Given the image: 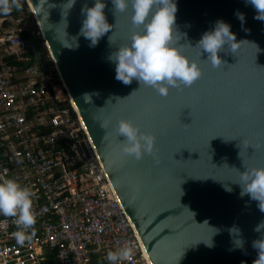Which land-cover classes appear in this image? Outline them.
<instances>
[{"label":"water","instance_id":"water-1","mask_svg":"<svg viewBox=\"0 0 264 264\" xmlns=\"http://www.w3.org/2000/svg\"><path fill=\"white\" fill-rule=\"evenodd\" d=\"M26 2L147 263L253 264L258 250L252 241L261 238L254 227L264 212L231 181L244 168L264 167V21L254 18L256 10L245 0H176L175 25L185 35L173 44L198 63L202 75L190 87L160 96L135 80H116L106 59L114 45L128 42L129 11L114 16L105 0L114 28L95 47L79 36V46L71 49L62 44L77 35L84 0H76L66 17L63 0H48L54 5L48 16L34 13L36 0ZM236 11L244 14L243 26ZM217 19L230 25L238 47L225 46L218 52L223 62L213 68L203 60L207 54L200 57L189 44L195 46ZM86 92L95 94L82 97ZM120 118L155 136L154 157H120L123 137L114 132ZM233 226L242 247L234 246Z\"/></svg>","mask_w":264,"mask_h":264},{"label":"built area","instance_id":"built-area-1","mask_svg":"<svg viewBox=\"0 0 264 264\" xmlns=\"http://www.w3.org/2000/svg\"><path fill=\"white\" fill-rule=\"evenodd\" d=\"M36 42L45 48L36 22L31 29L22 14H0V178L33 190L36 216L24 246L11 236L14 218L0 216V264H109L106 252L125 241L134 251L122 264H148L70 98L54 93L56 81L63 85Z\"/></svg>","mask_w":264,"mask_h":264},{"label":"clouds","instance_id":"clouds-1","mask_svg":"<svg viewBox=\"0 0 264 264\" xmlns=\"http://www.w3.org/2000/svg\"><path fill=\"white\" fill-rule=\"evenodd\" d=\"M75 2L76 0H63L60 5L62 17L67 16ZM110 3L112 5L110 11L114 16L117 12L129 11L131 23L127 43L114 45L110 39L113 31L108 36L109 46L114 45L115 48L108 53L106 59L114 65L116 80L123 84H130L135 80L139 85L152 87L158 95L166 96L170 88L190 87L202 75L198 63L189 60L182 54L180 48L173 44L177 36L181 38L185 35L180 33L175 25L176 0H110ZM245 3L256 10L255 19L264 21V0H245ZM53 6L48 0H36L33 11L37 16L45 13L48 16L47 9ZM22 7L23 0H0V14L3 15ZM105 7V0H93L91 6L84 0L80 8L82 20L79 31L76 36L71 37L68 44L62 45L75 49L79 46L78 37L83 36L89 47H95L99 39L114 28L106 19ZM235 15L243 26L244 14L236 11ZM64 22L65 32L67 22L66 20ZM66 35L65 32V38ZM189 46L197 48L200 57L202 52L206 53V59L203 60L215 68L223 62L218 52L223 51L225 46L235 51L238 42L235 34L230 31V25L222 19H217L210 30H205L201 34L195 46L190 44ZM92 94L95 93L86 92L82 97H91ZM114 132L117 137H123L119 147L121 158L140 160L145 155L154 157L155 136L150 131L141 130L131 119H118L114 125ZM231 182L240 186V196L247 194L250 199L258 202V208L264 212V167L244 168V171H239L238 180ZM224 188L226 191L232 190L227 184ZM34 196L35 193L30 187L20 184L15 178H0V216L14 218L13 222L17 229L11 236L18 246L30 243L35 236ZM262 230L264 220L254 227V231L261 232V238L252 241V247L258 250L253 264H264ZM229 232L236 234L234 246L242 247L243 240L239 238V229L233 226ZM208 245L211 246V241ZM133 251L134 246L131 242L125 241L121 246L108 250L105 259L109 264H122L123 261L132 259Z\"/></svg>","mask_w":264,"mask_h":264},{"label":"rangeland","instance_id":"rangeland-1","mask_svg":"<svg viewBox=\"0 0 264 264\" xmlns=\"http://www.w3.org/2000/svg\"><path fill=\"white\" fill-rule=\"evenodd\" d=\"M25 1V0H24ZM22 14V16L23 17H25L26 19H27V21L29 22V24H30V28L31 29H34V26H35V22H34V18H33V15L31 14V12H29V10H28V5H27V9H26V12H23V13H21ZM32 19H33V21H32ZM51 72V71H50ZM55 72L52 70V72L50 73V77H51V79H52V82H54L53 80H58L57 78H56V74H54ZM56 78V79H55ZM54 93L56 94V96H58V98L60 99V100H64L65 99V93H64V90L62 89V87H61V84L60 83H58L57 81H56V86L54 87Z\"/></svg>","mask_w":264,"mask_h":264},{"label":"trees","instance_id":"trees-1","mask_svg":"<svg viewBox=\"0 0 264 264\" xmlns=\"http://www.w3.org/2000/svg\"><path fill=\"white\" fill-rule=\"evenodd\" d=\"M26 9H27V4L23 0V7L21 9H19V10L13 9L9 14L14 16V17H16V16L20 15L21 13L26 12ZM36 44H38L37 50L42 54V56H44L46 54L45 48L41 44L39 45L38 42H36ZM44 62H47L46 59H44ZM47 64L50 65V63H47Z\"/></svg>","mask_w":264,"mask_h":264},{"label":"bare ground","instance_id":"bare-ground-1","mask_svg":"<svg viewBox=\"0 0 264 264\" xmlns=\"http://www.w3.org/2000/svg\"><path fill=\"white\" fill-rule=\"evenodd\" d=\"M63 85V84H62ZM73 104V103H72ZM73 107H74V105H73Z\"/></svg>","mask_w":264,"mask_h":264}]
</instances>
